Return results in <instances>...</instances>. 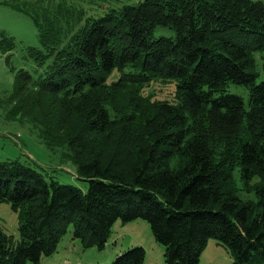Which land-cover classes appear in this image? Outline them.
<instances>
[{
    "label": "trees",
    "instance_id": "16d2710c",
    "mask_svg": "<svg viewBox=\"0 0 264 264\" xmlns=\"http://www.w3.org/2000/svg\"><path fill=\"white\" fill-rule=\"evenodd\" d=\"M105 1L96 18L64 0L2 2L32 18L41 46L26 47L32 71L15 68L14 39L0 29L13 73L12 89L0 93L4 118L65 149L87 185L0 160V203L16 212L19 234L0 224V264H39L67 231L102 249L116 220L135 218L149 224L166 264H199L209 238L232 264H264V63L260 73L254 58L264 51L263 3ZM157 25L174 37H154ZM153 78L174 82L171 101L141 93ZM229 84L247 89V105ZM235 175L258 178L246 187L254 199L239 197ZM145 255L135 245L110 264H143Z\"/></svg>",
    "mask_w": 264,
    "mask_h": 264
},
{
    "label": "rangeland",
    "instance_id": "374dc122",
    "mask_svg": "<svg viewBox=\"0 0 264 264\" xmlns=\"http://www.w3.org/2000/svg\"><path fill=\"white\" fill-rule=\"evenodd\" d=\"M0 1V29L5 30L7 36L13 37L15 43L13 49L9 51L10 65L15 68L23 67L28 71H32L34 63L26 57V47L35 46L41 48L38 30L29 15L2 3L12 0ZM53 1L57 3L59 0ZM64 1L74 5L80 11L83 10L84 17H99L103 15L106 9V3H102L100 0H94V3H91L92 0ZM138 1L110 0L105 2H110L108 4L111 7L119 8L124 4H135ZM258 1H261L264 5V0ZM153 36L174 37V31L168 26L157 25L153 30ZM0 43L5 45L6 41H0ZM6 55L7 51L5 53L0 52V93L8 92L12 89L13 73L5 62ZM254 58L257 71L262 73L264 51L254 52ZM116 78L117 71L114 70L108 77V81ZM227 90L240 95L245 105H247L248 91L245 87L229 84ZM174 92V82L160 78H153L141 88V93L148 96L151 101H171L174 97ZM1 133H5V137H3L4 141L0 140V160L6 158L18 159L20 162L33 167L47 179L53 178L61 183L72 184L82 190L86 189L87 182L78 177L74 165L68 160L62 159V153L65 152V149L47 147L28 122L6 120L0 108V137ZM106 145L110 146L107 148L108 151L115 146V142L109 140ZM257 180L258 178L254 177L248 184V182L245 183L235 175V182L239 188V197L242 199H254V192L252 190L248 192L246 187L249 185L250 188ZM0 224L7 234L14 239L18 238L17 214L7 202L0 203ZM135 245H141L145 248L146 255L143 264H166L163 258L162 246L153 238L149 224L141 218H135L127 222L116 220L102 249L96 247L84 248L80 241L73 239L71 233L67 231L61 238L56 251L50 256L42 257L39 264H110L116 254ZM232 262L233 259L226 248L220 245L215 238H209L201 252L199 264H232ZM26 264L32 263L26 262Z\"/></svg>",
    "mask_w": 264,
    "mask_h": 264
},
{
    "label": "crops",
    "instance_id": "0c3cea01",
    "mask_svg": "<svg viewBox=\"0 0 264 264\" xmlns=\"http://www.w3.org/2000/svg\"><path fill=\"white\" fill-rule=\"evenodd\" d=\"M3 137H5V133H1V137H0V140H1V141H4V140H3ZM14 141H15V140H14ZM5 157H7V156H5ZM5 157H4V158H5Z\"/></svg>",
    "mask_w": 264,
    "mask_h": 264
}]
</instances>
